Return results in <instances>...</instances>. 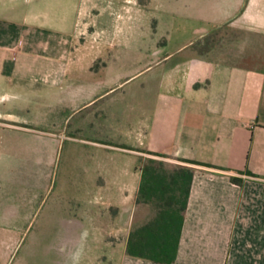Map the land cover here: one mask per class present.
Listing matches in <instances>:
<instances>
[{
  "label": "crops",
  "instance_id": "crops-1",
  "mask_svg": "<svg viewBox=\"0 0 264 264\" xmlns=\"http://www.w3.org/2000/svg\"><path fill=\"white\" fill-rule=\"evenodd\" d=\"M80 7V0H0V161L3 147L43 138L30 125L35 105L83 80L81 60L70 57L75 49L67 52ZM107 14L118 28L123 15ZM224 26L231 37L200 52L199 43ZM110 45L106 70L125 53ZM164 50L138 94L150 150L95 145L142 159L165 155L195 169L176 264H264V0H189V44ZM90 92V104L97 102ZM96 157L93 186L60 188L63 202L48 208V225L58 226L56 253L64 257L58 264H157L128 254L131 233L154 216L138 203L144 164L130 183L129 167L115 164L113 154L99 168ZM45 194L51 199L54 189ZM15 200L16 190L0 187V243L16 239V218L2 217L3 209L12 215ZM55 234L48 231L47 239Z\"/></svg>",
  "mask_w": 264,
  "mask_h": 264
},
{
  "label": "rangeland",
  "instance_id": "rangeland-1",
  "mask_svg": "<svg viewBox=\"0 0 264 264\" xmlns=\"http://www.w3.org/2000/svg\"><path fill=\"white\" fill-rule=\"evenodd\" d=\"M80 4L78 27L74 36L67 39V52L75 49L70 57L81 60L79 73L83 80L68 83L70 88L65 94L54 93L44 107L35 105L32 109L30 125L43 138L2 149L0 187L16 190L13 204L16 209L11 216L3 209L2 217L16 218L17 236L12 241L0 243V264H58L64 259L56 253L58 226L48 225V208L63 202L58 196L60 188L93 186L90 170L95 165L94 155L99 168L100 163H105L101 159L113 154L115 164L129 167V182L132 183L136 167L153 157L143 156L144 161L139 155L121 150L101 152L95 144L150 150L151 140L140 122L143 107L138 94L143 92L144 81L153 73L151 66L158 48L172 53L189 44V0H172V3L164 0L153 3L151 0H80ZM108 11L123 15L118 20V28L113 29L109 24ZM171 12L175 14L172 20L167 14ZM158 19H163L162 27ZM158 30L164 32L165 37ZM229 37V27L217 29L199 50L206 52L216 48ZM110 44L123 48L125 53L122 61L106 70L104 63L111 57ZM101 49L106 52L100 58ZM96 56L95 62L88 67V61ZM93 90L98 99L90 104L89 94ZM75 102L81 106L73 109ZM164 160L170 167L182 165L175 159ZM50 187L55 194L47 199L45 192ZM114 193L116 203L118 188ZM48 231L55 234L51 235L54 239H47Z\"/></svg>",
  "mask_w": 264,
  "mask_h": 264
},
{
  "label": "trees",
  "instance_id": "trees-1",
  "mask_svg": "<svg viewBox=\"0 0 264 264\" xmlns=\"http://www.w3.org/2000/svg\"><path fill=\"white\" fill-rule=\"evenodd\" d=\"M153 155L142 167L138 203L150 206L154 216L131 233L128 254L157 264H176L196 171L184 165L170 167L165 155Z\"/></svg>",
  "mask_w": 264,
  "mask_h": 264
}]
</instances>
